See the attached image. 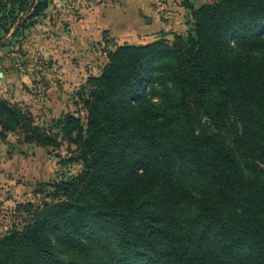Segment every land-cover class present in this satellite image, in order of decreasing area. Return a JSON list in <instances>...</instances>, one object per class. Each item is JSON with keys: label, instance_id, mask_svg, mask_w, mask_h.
Segmentation results:
<instances>
[{"label": "trees", "instance_id": "obj_1", "mask_svg": "<svg viewBox=\"0 0 264 264\" xmlns=\"http://www.w3.org/2000/svg\"><path fill=\"white\" fill-rule=\"evenodd\" d=\"M51 1L0 0V30L18 39ZM185 4L193 30L106 49L78 91L86 116L55 120L84 169L18 204L29 216L0 235V264H264V0ZM16 132L59 145L0 97V138Z\"/></svg>", "mask_w": 264, "mask_h": 264}, {"label": "crops", "instance_id": "obj_2", "mask_svg": "<svg viewBox=\"0 0 264 264\" xmlns=\"http://www.w3.org/2000/svg\"><path fill=\"white\" fill-rule=\"evenodd\" d=\"M82 1V5L78 4L77 13L68 14L54 10L53 4L56 3L59 7L62 0L51 1L46 15H42L44 18L40 21L42 29L48 31L41 36L40 52L35 50L36 45L26 48L27 51L24 53L16 50L0 51V97L11 102H19L32 111L39 107L42 111L48 112L50 110L46 105L48 98L51 97L50 102L58 108V113H54V116H60L59 112H62L61 115L68 112L59 111L63 101L61 97L66 90L75 88L80 83L78 78L83 75L78 62L86 60L89 52L93 57L99 52L92 53L93 45H103L106 46L105 49H113L116 44H145L156 40L162 30L171 32L169 37L172 38L174 32H185L191 19V12L185 4L186 0H164L166 13L156 11L154 0ZM203 3L195 4L199 6ZM61 9L65 10L63 7ZM17 28L15 27L13 32ZM82 48L86 50L83 52L80 50ZM104 54L106 56L102 57H105L106 61L96 67L101 72L107 62V51ZM80 55H84V58ZM35 60L41 62V66H38L40 71L33 69L31 62ZM44 60L47 63L52 61L57 66V71L51 66L52 64L47 65ZM94 75L99 73L94 72ZM37 80H43V85L39 84L43 87V93L39 94L34 87ZM23 155L12 154L8 148L0 144V160L4 159L12 164L17 160V170L19 168L25 170V163H19L20 156ZM5 169L0 166V181L1 174L5 177L4 173L7 170ZM8 172L14 170L8 167Z\"/></svg>", "mask_w": 264, "mask_h": 264}, {"label": "rangeland", "instance_id": "obj_3", "mask_svg": "<svg viewBox=\"0 0 264 264\" xmlns=\"http://www.w3.org/2000/svg\"><path fill=\"white\" fill-rule=\"evenodd\" d=\"M189 1L199 3L212 0ZM78 4L82 5L83 1L62 0L59 7L56 3L53 5L55 6V12H65L68 14L72 12L77 13L79 10ZM61 7L65 8V10L61 9ZM43 18L42 16L36 17L33 24L21 30L18 34V39L13 38L10 33L8 35H4L3 30H0V36L3 38V41L7 42L6 45L0 46V51L6 52L9 50H16L17 52L24 53L27 51L26 48L31 45H36L35 50L40 52L41 49L39 48L41 36L48 32L44 31L41 27L42 22L40 23V21H42ZM67 25L68 24H66V27ZM190 29L193 30V27L189 24L187 29L188 31L186 30V32H189ZM51 32L55 35L53 29H51ZM11 46L14 47L12 48ZM105 47L106 46L103 45H93L91 49L92 53L95 54V51L99 52H97L93 57L88 51L89 56H86V60L78 62L81 70L83 71V75L78 78L80 83L76 85L75 88L69 89L70 91H65L63 97H61V100L63 101L59 111L64 110L71 113L73 112L83 117L86 116L87 110L83 106V101L79 99L78 91L83 84H85L91 74H94V72L100 74L101 70L96 67L97 65L101 66V64L106 61V58L102 57L106 56V54H104V52L107 51ZM80 50L84 52L86 49L82 48ZM84 55H80V57L84 58ZM97 55L100 57H97ZM44 62H46V60H44ZM31 63L34 71L39 70L38 66H41V62L39 60L32 61ZM46 64H52L51 66L57 71L58 68H56L52 61L48 63L46 62ZM42 82L43 80H37L34 85L39 94L43 93V87L39 86ZM155 96L157 100L161 98L159 94H156ZM50 98L51 97L48 98L46 105L48 110H50L49 112L45 110L42 111L39 107L35 108L34 111L30 108L29 110L33 113L36 123L46 127L47 130L58 136L59 145L42 146L35 143H24L21 139L23 138V134L21 132L9 134V141L7 140V142L0 140V144L3 145L4 148H8L9 152L12 154H24V157L20 156L21 161L19 159L18 160L20 161V164L21 162H24L26 166L25 170H21L20 168L17 170V160L13 161V164L12 162H6L4 159L0 160V166L7 169H5V177L1 174L2 179L0 181V235L10 232L12 228L16 227L22 229L25 226L26 218L29 216V213L18 208V204L31 202L35 206H39L42 205L44 201H51V193L54 192V188H52L50 184L61 180L71 179L72 177L80 174L84 169L83 161L70 160L72 157L77 156V146L66 137L65 131L61 127L57 126L55 120L63 117L64 114L61 115L62 112H59L60 116H54V113H58V108L54 107V103L50 102ZM16 148L17 150H15ZM8 167L12 168L14 172H8ZM177 169L180 173L183 172V176L186 178L193 190L196 193H200V185L195 177H193L186 168L177 167ZM95 235L100 238H108V234L101 230L96 231ZM53 239L61 250L63 243L59 240L57 233H53ZM68 253L69 255H72L73 251H68Z\"/></svg>", "mask_w": 264, "mask_h": 264}, {"label": "built area", "instance_id": "obj_4", "mask_svg": "<svg viewBox=\"0 0 264 264\" xmlns=\"http://www.w3.org/2000/svg\"><path fill=\"white\" fill-rule=\"evenodd\" d=\"M154 3H155V9L157 12L166 13L167 8H166L164 0H154Z\"/></svg>", "mask_w": 264, "mask_h": 264}, {"label": "water", "instance_id": "obj_5", "mask_svg": "<svg viewBox=\"0 0 264 264\" xmlns=\"http://www.w3.org/2000/svg\"><path fill=\"white\" fill-rule=\"evenodd\" d=\"M17 149V148H16Z\"/></svg>", "mask_w": 264, "mask_h": 264}]
</instances>
